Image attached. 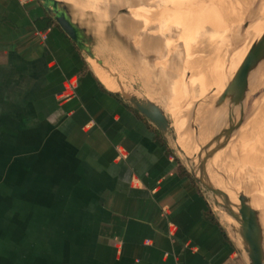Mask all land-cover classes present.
<instances>
[{"label":"crops","instance_id":"1","mask_svg":"<svg viewBox=\"0 0 264 264\" xmlns=\"http://www.w3.org/2000/svg\"><path fill=\"white\" fill-rule=\"evenodd\" d=\"M0 264H239L169 140L37 0H0Z\"/></svg>","mask_w":264,"mask_h":264},{"label":"rangeland","instance_id":"2","mask_svg":"<svg viewBox=\"0 0 264 264\" xmlns=\"http://www.w3.org/2000/svg\"><path fill=\"white\" fill-rule=\"evenodd\" d=\"M205 1L209 5L206 4V9H203ZM62 2L81 21H90L91 26L87 29L95 38L92 51L101 62V66L95 62L101 72L116 78L115 82L122 86L123 91L153 100L164 109L171 125L169 144L177 156L173 128L176 127V122L172 117L175 109L169 104L174 94L170 87H174V84L179 82L185 99L183 106L186 119L183 125L189 126V137L193 133L192 125L199 127L201 132V127L207 120L219 121L215 117L218 118L220 114L213 116L214 118L210 116L215 98L225 90L223 84V88L218 86L221 85L218 82L225 83V80L232 77L252 44L264 31V0H63ZM195 48L198 51H195ZM174 49L184 54L185 69L174 67L176 64ZM202 59L211 61L214 68H221L223 75L219 73L211 77L207 76L202 68L204 64ZM199 60L202 62L200 63ZM88 61L91 64V60ZM157 62L165 68L164 73L161 71L164 74V81L168 82L165 86L169 87L165 92L161 86L160 65ZM165 62H168V67ZM91 66L93 67L92 64ZM250 76L254 82L248 79L249 87L245 99H242L241 103L238 101L240 105L229 103L232 106L228 105L225 109V113L234 114L237 119L241 113L244 114L243 123L218 160L215 159L209 168L213 171L211 172L213 180L218 182L220 187L225 189L223 180L214 173L215 166L227 178L231 188L242 191L259 202L258 209L262 212L264 224V61ZM106 78L113 80L109 76ZM169 81L174 83L170 84ZM187 82H191L189 87L192 90L188 89L189 92L185 96L183 85L188 86ZM215 89L220 91L217 92ZM208 97L211 103L207 104L209 110L207 120L195 122L192 113L199 110L200 104L197 100ZM210 135L211 132H208L205 139ZM198 141L201 142L199 137ZM195 148L196 145L194 150ZM179 158L184 162L183 158ZM238 261L239 264H244L239 256Z\"/></svg>","mask_w":264,"mask_h":264},{"label":"water","instance_id":"3","mask_svg":"<svg viewBox=\"0 0 264 264\" xmlns=\"http://www.w3.org/2000/svg\"><path fill=\"white\" fill-rule=\"evenodd\" d=\"M37 1L75 46L88 59H93L101 66V62L92 51L94 44L93 36L72 19L67 6L58 0ZM263 61L264 31L252 44L242 63L235 71L233 76L235 79L234 86L227 87L215 98L210 116L213 117L219 114L220 116L218 118L215 117L219 121L207 120L205 122V130L211 132L207 141L204 144L199 143V129L197 126L192 125L193 129L191 130L193 133L189 137L190 152L194 151L195 145L197 148L196 152L185 153L174 142L178 157L184 159L183 163L189 175L205 196L215 217L225 228L238 256L244 264H264V224L262 212L256 207L253 197L231 188L227 178L215 166L213 169L214 173L223 180L225 189L220 187L218 182L213 180L211 176V172L213 171L210 168L213 161L215 159L218 160V157L225 150L244 120V114L241 113L237 119L234 114L225 113V109L228 105H231L229 103L240 105L238 101L240 102L242 99H245L249 76ZM116 93L135 112L149 122L161 135L163 140L166 142L169 140L171 125L168 122L166 112L160 105L153 100L123 90ZM192 115L195 117V113H192ZM224 116L226 117L225 119ZM224 218H227L230 222L226 223Z\"/></svg>","mask_w":264,"mask_h":264},{"label":"bare ground","instance_id":"4","mask_svg":"<svg viewBox=\"0 0 264 264\" xmlns=\"http://www.w3.org/2000/svg\"><path fill=\"white\" fill-rule=\"evenodd\" d=\"M230 1V0H229ZM203 4V3H202ZM206 4H208V3H206V1H205V3H204V7H203V9H206V7H207V5ZM209 5V4H208ZM240 11V10H239ZM264 13V12H263ZM189 15V14H188ZM219 17V16H218ZM190 18V17H189ZM244 19V18H243ZM252 21V20H251ZM250 24V23H249ZM248 28V27H247ZM245 30H246V28H244ZM247 32H248V29H247ZM252 32H254V31H252ZM256 35V34H255ZM251 36V35H250ZM249 37V36H248ZM253 37H255V36H253ZM248 40V39H247ZM247 40H245V41H247ZM206 42V41H205ZM245 43V42H244ZM199 44V43H198ZM206 44H208V43H206ZM200 45V44H199ZM153 46V45H152ZM195 46V45H194ZM151 47V46H150ZM196 47V46H195ZM152 48V47H151ZM153 49V48H152ZM170 49V48H169ZM196 49V48H195ZM194 49V50H195ZM197 49H198V46H197ZM195 50V51H198V50ZM225 49V48H224ZM157 50V49H156ZM227 50V52H229L228 51V49H226ZM163 50H161V52H162ZM174 51V57H175V63L176 64H174V67H179V69L181 70V69H185V67H184V54L181 52V53H179L178 51H176L175 49L173 50ZM177 52V53H176ZM184 52V51H183ZM167 53V52H166ZM169 53V52H168ZM244 54V53H243ZM200 59V58H199ZM91 60V64L93 65V67H94V69H95V71H96V74L98 75V77L101 79V81L103 82V84L108 88V89H110V90H112V91H115V92H119V91H121L122 90V86L120 85V84H118V83H116L115 82V79L116 78H113L111 75H107V76H109V77H111V78H113V80H111V79H108V78H106L107 76L106 75H104L102 72H101V70L99 69V67H97V64L95 63V61L93 60V59H90ZM168 60V59H167ZM203 60V59H202ZM218 60V59H217ZM200 61V60H199ZM204 61V60H203ZM202 61H200V63H201ZM218 62V61H217ZM166 63V66H167V64H168V62H165ZM204 63V64H203ZM157 64H159L160 65V67H159V69H160V74H161V76H159L160 77V81H161V86H162V89L164 90V92L165 91H167L168 89H169V87H167L166 88V83H168L167 81H164L165 79H163V73L165 72V68H162V66L164 67V65H162V64H160L159 62H157ZM202 64H203V69H204V71H205V73H206V75L207 76H209V77H211V76H213L214 74H221L222 73V71H221V68L220 69H217V68H214V64L211 62V61H207L206 59H205V61L204 62H202ZM198 65H200V64H198ZM201 66V65H200ZM199 66V67H200ZM168 67V66H167ZM212 67V68H211ZM201 70V69H200ZM163 73H162V72ZM198 72H199V70H197ZM258 71V70H257ZM218 72V73H217ZM235 73V72H234ZM234 73H233V75H232V77L231 78H229L228 80H225V83L223 82V83H221V82H218V84L220 83L221 85H218V86H220V88L222 87L223 89H227V87H231V86H234L233 84H234ZM203 74V73H202ZM255 74V73H254ZM197 75H198V73H197ZM196 75V76H197ZM222 75H223V73H222ZM199 76V75H198ZM203 76H205V74L203 75ZM202 76V77H203ZM253 76V75H252ZM260 76V75H259ZM180 77V76H179ZM178 77V78H179ZM208 77V78H209ZM222 77V76H221ZM199 78V77H198ZM197 78V79H198ZM207 78V77H206ZM206 78H202V80H205ZM250 78V80H252V82H254L253 80L254 79H251V76L249 77ZM257 78H258V76H257ZM180 79V78H179ZM178 79V80H179ZM216 79H219V77L217 78L216 77ZM256 79V78H255ZM167 80V79H166ZM192 80V79H191ZM195 80V78H193V81ZM200 80V79H199ZM207 80V79H206ZM205 80V81H206ZM211 80H212V78H211ZM210 79L208 80L209 82L211 81ZM214 80V79H213ZM207 81V82H208ZM215 81V80H214ZM256 81V80H255ZM173 81H171V83H172ZM201 82V81H200ZM203 82V81H202ZM208 82V83H209ZM169 83H170V81H169ZM170 83V84H171ZM174 83V82H173ZM188 83V86H185V85H183V90H184V92H185V96H187V92H189L188 91V89H190V90H192L191 89V87H189V83H190V85H191V82H187ZM169 84V85H170ZM205 84V83H204ZM212 84V83H211ZM216 84V83H215ZM223 84V85H222ZM250 85V84H249ZM252 85V84H251ZM161 86H160V88H161ZM168 86V85H167ZM180 85H179V82H177V83H175L174 84V87H170L171 89H173V97H171V100H170V98H169V100L171 101L169 104H171L173 107H174V109L175 110H173L174 112L172 113V117H173V120L176 122V127H173L175 130H174V134H175V140H174V142H175V144H176V146H179V148L181 149V150H183V152H185V153H189L190 151H191V147H190V139H189V135H188V131H189V126L187 127V126H185L184 127V125H183V122L185 121V119H186V115H185V112H184V106H183V103L185 102V99H184V96H183V93H182V90H181V88L179 87ZM210 86V85H209ZM198 87V86H197ZM249 87V86H248ZM167 89V90H166ZM171 89H170V91L169 92H171ZM250 89V88H249ZM162 90V91H163ZM217 92L218 91H220V90H218V89H215ZM163 94V93H162ZM172 94V93H171ZM170 94V95H171ZM164 96V95H163ZM169 96V95H168ZM172 96V95H171ZM189 97V96H188ZM209 98L210 97H208V98H204L203 100L201 99H199V100H197V102H198V104H200L199 105V110H198V112H196L195 113V118H194V121L195 122H203V121H206L207 120V118H208V113H209V110L207 109V104L208 103H211V101H209ZM164 99H165V97H164ZM156 100V99H155ZM167 100V99H166ZM159 101V100H158ZM165 102V101H164ZM159 103V102H158ZM164 106V105H163ZM229 106H232V104L231 105H229ZM190 107V106H189ZM191 107H192V105H191ZM212 108V107H211ZM227 109V108H226ZM166 110V109H165ZM230 111V110H229ZM227 113V112H226ZM169 114V113H168ZM195 122L193 123V124H195ZM205 126L206 125H204V126H202L201 127V132L199 133V139H200V144L203 142V144L207 141V139H205V136H207V134H208V132L205 130ZM199 128V127H198ZM205 141V142H204ZM189 149V150H188ZM188 150V151H187ZM197 151V149L195 148V150L193 151V152H196ZM193 152H190V153H193ZM223 153V152H222ZM226 154V153H225ZM224 158V157H223ZM222 159V158H221ZM220 162V161H219ZM221 165V164H220ZM220 167V166H219ZM223 168V167H222ZM219 170H220V168H219ZM250 182V181H249ZM224 183V182H223ZM255 205H256V207L258 208L259 206V202H257L256 200H255ZM225 220V222H230L227 218H224Z\"/></svg>","mask_w":264,"mask_h":264}]
</instances>
